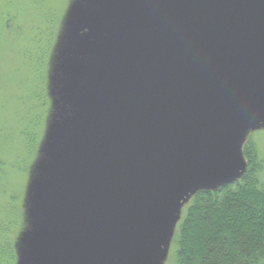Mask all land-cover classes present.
I'll list each match as a JSON object with an SVG mask.
<instances>
[{
  "label": "water",
  "instance_id": "water-1",
  "mask_svg": "<svg viewBox=\"0 0 264 264\" xmlns=\"http://www.w3.org/2000/svg\"><path fill=\"white\" fill-rule=\"evenodd\" d=\"M77 23L21 262L154 264L182 204L245 170L264 0H91Z\"/></svg>",
  "mask_w": 264,
  "mask_h": 264
},
{
  "label": "rangeland",
  "instance_id": "rangeland-1",
  "mask_svg": "<svg viewBox=\"0 0 264 264\" xmlns=\"http://www.w3.org/2000/svg\"><path fill=\"white\" fill-rule=\"evenodd\" d=\"M90 1L0 0V237L5 228V237L22 247L37 233L33 196L62 115L57 93L73 55L71 31L80 25ZM77 35L81 37V31ZM30 138L35 144H29ZM247 138L264 159V122L251 126L243 138L240 154L245 165L242 146ZM260 180L264 186V169ZM184 204L154 264H176L173 236ZM29 254L22 262L24 252L18 254L15 264H23Z\"/></svg>",
  "mask_w": 264,
  "mask_h": 264
},
{
  "label": "trees",
  "instance_id": "trees-1",
  "mask_svg": "<svg viewBox=\"0 0 264 264\" xmlns=\"http://www.w3.org/2000/svg\"><path fill=\"white\" fill-rule=\"evenodd\" d=\"M34 140L28 139L29 144H35ZM258 153L247 138L242 146L246 161L242 175L214 189L197 190L185 202L173 236L176 264H264V186L260 180L264 159ZM1 232L0 264H15L22 243L7 239L5 228Z\"/></svg>",
  "mask_w": 264,
  "mask_h": 264
}]
</instances>
